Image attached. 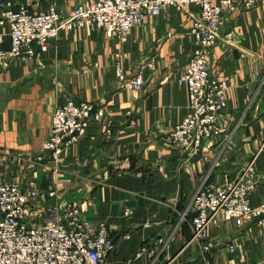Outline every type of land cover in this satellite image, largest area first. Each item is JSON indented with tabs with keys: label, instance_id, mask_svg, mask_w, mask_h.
<instances>
[{
	"label": "crops",
	"instance_id": "0c3cea01",
	"mask_svg": "<svg viewBox=\"0 0 264 264\" xmlns=\"http://www.w3.org/2000/svg\"><path fill=\"white\" fill-rule=\"evenodd\" d=\"M88 1L0 0V44L11 45L9 24L1 23L6 5L35 13L55 5L69 15ZM200 10L170 6L147 14L125 41L93 26L64 29L41 56L0 67V179L26 185L37 178L40 214L67 199L85 218L105 221L115 239L107 264H204L193 239V195L205 178L222 183L250 160L258 178L250 200L264 202V3L233 11L212 51L214 73L229 83L221 133L188 149L170 142L188 112L189 90L177 79L197 47L192 25ZM140 72L145 84L129 87ZM67 95L93 101L106 115L64 151L56 178L34 157ZM209 239L216 264H264V223L222 218Z\"/></svg>",
	"mask_w": 264,
	"mask_h": 264
},
{
	"label": "built area",
	"instance_id": "2783aa9c",
	"mask_svg": "<svg viewBox=\"0 0 264 264\" xmlns=\"http://www.w3.org/2000/svg\"><path fill=\"white\" fill-rule=\"evenodd\" d=\"M262 3L264 0H91L75 6L69 15H63L55 5L39 13L31 12L27 5L16 9L6 5L1 23L9 24L11 45L0 44V67L18 57L41 56L64 29L93 26L125 41L147 14L157 15L170 6L183 9L198 5L201 10L192 25L197 47L177 79L188 87V112L170 131V142L188 149L213 141L223 128L229 83L214 73L212 51L229 15ZM120 75L124 78L121 70ZM126 84L140 89L145 84L143 74L138 73ZM105 115V108L93 101H76L67 95L53 111L50 135L34 161L43 163L50 174L59 178L64 151L87 134L92 122L103 121ZM206 179L192 199L193 239L202 245L204 264H216L207 253L214 247L209 239L211 226L222 218L263 224L264 202L252 205L250 200L258 186L254 160L248 161L236 177L222 183H208ZM26 183L0 179V264H107L115 246L107 223L85 218L75 202L57 201L40 214L35 208L43 195L38 179L32 177ZM56 184L57 179L48 192L51 197L57 196ZM229 246L234 249L233 244ZM162 264L184 263L172 258Z\"/></svg>",
	"mask_w": 264,
	"mask_h": 264
},
{
	"label": "rangeland",
	"instance_id": "374dc122",
	"mask_svg": "<svg viewBox=\"0 0 264 264\" xmlns=\"http://www.w3.org/2000/svg\"><path fill=\"white\" fill-rule=\"evenodd\" d=\"M176 126V125H175ZM206 142H208V141H203L200 145H202V144H204V143H206ZM200 145H198V146H200ZM195 147H197V146H195ZM52 189V188H51ZM59 201H63V202H71V201H67V199H62V200H59ZM72 203V202H71ZM88 219V218H87ZM89 220H91V219H89ZM93 221V220H92Z\"/></svg>",
	"mask_w": 264,
	"mask_h": 264
}]
</instances>
